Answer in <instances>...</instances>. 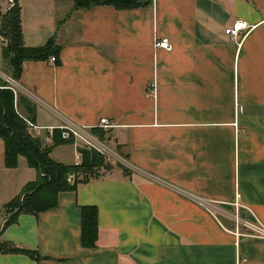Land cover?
<instances>
[{
    "label": "crops",
    "instance_id": "0c3cea01",
    "mask_svg": "<svg viewBox=\"0 0 264 264\" xmlns=\"http://www.w3.org/2000/svg\"><path fill=\"white\" fill-rule=\"evenodd\" d=\"M16 1L23 45L52 38L59 47L56 62L24 60L13 79V93L33 104L29 131L53 160L74 164L82 143H53L50 130L86 127L127 174L111 165L59 192L56 206L18 214L1 238L40 258L0 253V264H264V0L122 10ZM6 9L0 0V17ZM236 19L250 28L230 38L223 29ZM154 37L170 51L153 49ZM0 72L10 76L2 47ZM102 117L113 126L99 127ZM35 174L22 156L5 166L0 140V223L3 204ZM81 205L96 207L92 248L80 244Z\"/></svg>",
    "mask_w": 264,
    "mask_h": 264
},
{
    "label": "trees",
    "instance_id": "16d2710c",
    "mask_svg": "<svg viewBox=\"0 0 264 264\" xmlns=\"http://www.w3.org/2000/svg\"><path fill=\"white\" fill-rule=\"evenodd\" d=\"M71 1V9H87L95 5H109L114 9H132L149 4L150 0H66ZM2 30L7 43L2 47V62L12 79H17L24 60H45L54 57L59 47L52 38L39 46H25L21 40L19 7L12 0L1 15ZM8 85L0 79V140L3 145V163L7 167L16 164L18 156H22L27 165L35 170V178L26 182L17 195L3 204L4 218L0 224V253H20L30 259L38 260L40 256L35 250L15 244L1 238L2 229L15 221L21 213L36 215L40 211L56 206L57 194L66 190H74L78 182L91 177V168L108 169L104 157L92 148L84 145L77 147L79 160L65 164L53 160L50 155L51 146L43 144L40 137L32 135L27 122L34 121L33 104L23 95L14 94ZM53 143L72 142V138L62 139L59 129H52ZM122 172L127 170L121 164ZM97 239V211L94 205L79 206V240L83 247L92 248Z\"/></svg>",
    "mask_w": 264,
    "mask_h": 264
},
{
    "label": "built area",
    "instance_id": "2783aa9c",
    "mask_svg": "<svg viewBox=\"0 0 264 264\" xmlns=\"http://www.w3.org/2000/svg\"><path fill=\"white\" fill-rule=\"evenodd\" d=\"M11 4H12V0H7V8L11 6ZM249 28H250V25L247 24L245 21L236 19L231 23L230 26L225 27L223 29V33L230 38H236L239 35V33L241 32L244 33ZM6 43H7V38L3 33L2 24L0 21V47H4ZM152 47L153 49H161L165 52L170 51L171 49V45L166 37H154L152 41ZM53 60H54V57L52 55L49 56V61H53ZM0 77L6 82V84L8 85L7 87L10 88L14 92L13 79L10 76H5V74H3L2 72H0ZM147 94L150 96L154 94V83L153 82L149 84L147 88ZM97 124L101 128H109L113 126V124H111V122H109L108 119L104 117L100 118ZM27 126L29 129L38 128L37 126L33 125L30 122H27ZM56 128L60 130V137L62 139H67L71 137L73 140L77 139L82 143V145L88 148H92L101 154L108 155L110 153V151L106 148L105 145H103L100 141H98V139L94 138L90 131L86 130V127H80L72 123L66 122L61 125H58ZM50 135H51V130H50ZM233 221L235 224L240 223L244 225V222L241 221L236 215L234 216ZM259 236L261 237L263 235L259 234Z\"/></svg>",
    "mask_w": 264,
    "mask_h": 264
},
{
    "label": "rangeland",
    "instance_id": "374dc122",
    "mask_svg": "<svg viewBox=\"0 0 264 264\" xmlns=\"http://www.w3.org/2000/svg\"><path fill=\"white\" fill-rule=\"evenodd\" d=\"M103 143L110 150L113 148L112 144L109 141L104 140ZM101 155L104 157L103 159L106 163L107 168H110L111 165H114V164L117 165V163L119 161V158L114 153L110 152L108 155L107 154H101ZM103 170H105V169L104 168H91L89 171L92 172V175L89 174L88 176L91 178H94L96 176H100L102 174Z\"/></svg>",
    "mask_w": 264,
    "mask_h": 264
}]
</instances>
